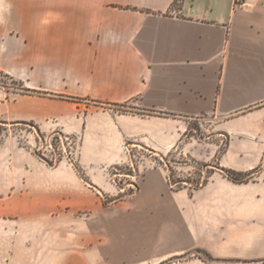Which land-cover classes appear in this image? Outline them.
Masks as SVG:
<instances>
[{"label":"crops","instance_id":"0c3cea01","mask_svg":"<svg viewBox=\"0 0 264 264\" xmlns=\"http://www.w3.org/2000/svg\"><path fill=\"white\" fill-rule=\"evenodd\" d=\"M0 69L60 94L0 90V118L78 141L76 156L59 162L41 157L37 137L0 143V264L16 239L53 251L46 221L79 212L95 230L108 226L114 245L136 241L141 256L203 249L216 262L172 264H264V170L242 184L216 173L189 195L154 165L123 220L104 203L123 190L110 170L134 165L128 143L182 152L189 119L201 116L228 139L221 166L264 165V0H0Z\"/></svg>","mask_w":264,"mask_h":264},{"label":"rangeland","instance_id":"374dc122","mask_svg":"<svg viewBox=\"0 0 264 264\" xmlns=\"http://www.w3.org/2000/svg\"><path fill=\"white\" fill-rule=\"evenodd\" d=\"M1 71L0 90L8 92L7 98L9 99L20 93L53 98L60 96L58 92L54 91L32 90L28 88L24 79L15 77L7 71ZM85 103H90L93 106L90 99H86ZM134 105L138 106V108L133 109L137 113L144 115L148 113L141 110L139 102H135ZM9 137L19 138L24 145L27 144L26 139L37 137L38 142H35V147L41 157L49 161L59 162L72 158L76 156L78 148V141H75L73 137L70 138L58 133L42 135L35 126L21 122L10 123L4 118H0V143ZM226 144H228V139L214 130V124L207 116L189 119L188 130L182 144L185 146L182 152L180 148L167 156L157 155V153H153L135 142L128 143L127 149L131 163L134 165H119L116 169L110 170L111 176L124 191L105 197L104 203L106 207H109V217L112 215L117 218L119 215L123 220L122 217L127 214L129 208L127 198L139 189L140 179L145 173L143 170L154 165H164L167 168L169 183L173 191H186L189 195L207 185L216 173H221L226 176L224 178L235 182L225 172L234 169L225 168L218 162ZM216 145H220V148L217 156H214L213 152ZM196 152H202V157ZM260 167L264 170V165ZM78 169L81 171L80 168ZM253 170L238 172L246 174ZM259 174L243 183L255 180ZM49 224L55 225L53 251L43 252L28 249L25 243H18L16 239L14 241L15 248H7L6 250V262L4 264H172L188 261L198 256L204 258L205 261L216 262L217 260L203 249H195L164 261H160L161 259L154 256L138 255L135 253V248L138 246L136 241L131 247L123 246V241H118V244L114 245V238L107 232V229L110 228L104 225L103 229L95 230L96 221L87 212L74 213L66 220L55 216L46 221V225Z\"/></svg>","mask_w":264,"mask_h":264},{"label":"trees","instance_id":"16d2710c","mask_svg":"<svg viewBox=\"0 0 264 264\" xmlns=\"http://www.w3.org/2000/svg\"><path fill=\"white\" fill-rule=\"evenodd\" d=\"M0 72H2V71L0 70ZM120 106H125L126 107L127 105L120 104ZM21 123H25L26 125H32V126L37 127L36 124L33 123V122L22 121ZM262 169L263 168L260 167L257 170L255 169V170L251 171L250 173H246V174L239 173L238 171H234V170H228V171L224 170V171L226 172L228 177L231 178L232 180H234L235 182L243 183L245 181H249L251 178H253V176L258 175L262 171ZM211 259H212V257H211Z\"/></svg>","mask_w":264,"mask_h":264}]
</instances>
